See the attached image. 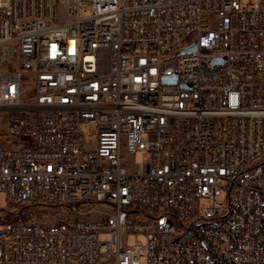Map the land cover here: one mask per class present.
<instances>
[{
    "label": "built area",
    "instance_id": "obj_1",
    "mask_svg": "<svg viewBox=\"0 0 264 264\" xmlns=\"http://www.w3.org/2000/svg\"><path fill=\"white\" fill-rule=\"evenodd\" d=\"M244 1L0 0V193L55 219L2 224L0 264H264V0Z\"/></svg>",
    "mask_w": 264,
    "mask_h": 264
},
{
    "label": "rangeland",
    "instance_id": "obj_2",
    "mask_svg": "<svg viewBox=\"0 0 264 264\" xmlns=\"http://www.w3.org/2000/svg\"><path fill=\"white\" fill-rule=\"evenodd\" d=\"M249 0L244 1L248 3ZM60 13H65L62 7H59ZM61 14V16L63 15ZM94 134L92 137H88L86 144L92 147L96 142V130L92 129ZM124 163L131 170H135L136 167L141 163L140 155H128L124 152ZM223 201V200H221ZM208 203V202H205ZM54 214L51 209H45L38 205H20L14 203H8L7 198L4 194L0 193V230H3L2 224H10L13 222H34L42 224H51L54 222ZM135 241L134 237H131L129 244H133Z\"/></svg>",
    "mask_w": 264,
    "mask_h": 264
},
{
    "label": "water",
    "instance_id": "obj_3",
    "mask_svg": "<svg viewBox=\"0 0 264 264\" xmlns=\"http://www.w3.org/2000/svg\"><path fill=\"white\" fill-rule=\"evenodd\" d=\"M196 50V43L193 44V46L185 49L184 52H192ZM214 62H220V60H215ZM177 83V75L169 76V77H164L163 78V84L167 85H173ZM184 88H190V85H182Z\"/></svg>",
    "mask_w": 264,
    "mask_h": 264
},
{
    "label": "bare ground",
    "instance_id": "obj_4",
    "mask_svg": "<svg viewBox=\"0 0 264 264\" xmlns=\"http://www.w3.org/2000/svg\"><path fill=\"white\" fill-rule=\"evenodd\" d=\"M200 230H208V223H200Z\"/></svg>",
    "mask_w": 264,
    "mask_h": 264
}]
</instances>
